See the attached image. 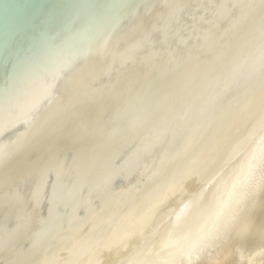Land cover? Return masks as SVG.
Wrapping results in <instances>:
<instances>
[{"label": "bare ground", "instance_id": "bare-ground-1", "mask_svg": "<svg viewBox=\"0 0 264 264\" xmlns=\"http://www.w3.org/2000/svg\"><path fill=\"white\" fill-rule=\"evenodd\" d=\"M15 1L0 264H264V0Z\"/></svg>", "mask_w": 264, "mask_h": 264}, {"label": "water", "instance_id": "water-1", "mask_svg": "<svg viewBox=\"0 0 264 264\" xmlns=\"http://www.w3.org/2000/svg\"><path fill=\"white\" fill-rule=\"evenodd\" d=\"M20 3V4H19ZM15 4H17V5H25L26 6V2H24V1H20V2H18V3H16V1L15 0H13V2L11 3L10 2V4H9V2H8V0H2L1 2H0V8L2 7H4V8H6V7H13V5H15ZM26 9V8H25Z\"/></svg>", "mask_w": 264, "mask_h": 264}, {"label": "snow or ice", "instance_id": "snow-or-ice-1", "mask_svg": "<svg viewBox=\"0 0 264 264\" xmlns=\"http://www.w3.org/2000/svg\"><path fill=\"white\" fill-rule=\"evenodd\" d=\"M186 35V34H185ZM2 127H3V125H2V123H0V129H2Z\"/></svg>", "mask_w": 264, "mask_h": 264}]
</instances>
